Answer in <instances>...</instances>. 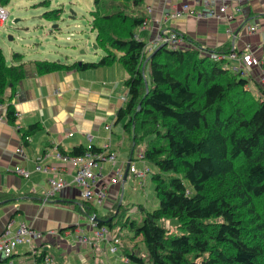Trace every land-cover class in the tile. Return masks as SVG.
<instances>
[{
    "label": "trees",
    "instance_id": "trees-1",
    "mask_svg": "<svg viewBox=\"0 0 264 264\" xmlns=\"http://www.w3.org/2000/svg\"><path fill=\"white\" fill-rule=\"evenodd\" d=\"M11 1L0 0V7ZM145 1L93 0L90 27L103 53L99 61H35L33 70L84 71L117 61L126 71L127 99L115 123H123L133 151L141 148V160L157 168L151 182L158 207L146 211L140 206V223L127 218L124 224L129 223L134 238H141L149 264H264V94L254 97L242 70L206 54L230 52L227 45L214 50L162 45L145 56L146 44L136 38V30L147 21ZM61 14L60 8L44 16L58 20ZM261 67L264 73V43ZM26 75L24 64L9 65L0 49V105H6L10 122L17 115L12 105L15 88ZM38 129L30 126L22 138ZM86 151L100 149L78 147L70 155ZM73 203L108 231L122 210L118 205L106 222L108 216L99 217L90 201ZM171 219L177 220L179 235L160 225ZM124 253L129 262L145 264L132 250ZM43 258L42 252L37 260Z\"/></svg>",
    "mask_w": 264,
    "mask_h": 264
},
{
    "label": "crops",
    "instance_id": "crops-1",
    "mask_svg": "<svg viewBox=\"0 0 264 264\" xmlns=\"http://www.w3.org/2000/svg\"><path fill=\"white\" fill-rule=\"evenodd\" d=\"M184 3L193 6L195 13L203 10L199 3L194 5L190 0L145 1L146 25L136 32L137 38L148 44L145 56L158 48L156 37L161 29L174 30L193 41L184 40L179 44L181 49L214 50L227 45L230 51L253 53L261 60L264 0H226V15H231L229 24L215 19L199 20L189 13L170 17L172 10ZM253 25L258 26V30L250 33L249 28ZM78 61L84 62L83 59ZM234 65V62H228L231 69ZM241 70L244 78L264 88L261 66ZM145 73L148 77L147 69ZM127 78L126 71L117 61L107 67L84 71L72 69L36 74L33 70L15 88L12 105L17 113L16 121L6 120V105L0 107V239L13 237L21 223L42 235L38 240L18 245L9 259L0 257V264H46V258H50V264H133L124 255L130 248H121L120 238L111 231L104 241H93L89 245L76 241L78 232L89 238L93 232L90 218L79 212L73 203L82 199L79 188L68 186L46 198L50 177L55 175L70 182L76 170L61 162L58 153L70 155L74 148L90 143L96 149L108 144L116 158L114 164L101 162L93 169V179L89 181L94 193L98 190L104 193L101 203L91 200V204L105 207L108 218L112 209L117 212L116 208L121 204L126 181L137 178L140 185H144L141 179L146 178L149 169L144 178L129 173L135 150L123 123H115L116 112L124 105L126 100L122 101L123 98L127 99L124 88ZM33 125L39 129L24 140L23 133ZM107 126L110 131L105 129ZM69 133L71 137H68ZM86 134L92 136L91 142L86 140ZM141 151L139 149L136 155ZM145 164L143 161L141 171ZM16 167L28 172V176L16 174ZM38 167L48 171L37 170ZM111 178H116L117 182L110 183ZM137 207L139 210L140 206ZM7 230L9 234H5ZM112 238L119 239L121 249L116 254L108 251ZM132 251L138 256L137 249ZM42 252L43 262L37 260Z\"/></svg>",
    "mask_w": 264,
    "mask_h": 264
},
{
    "label": "rangeland",
    "instance_id": "rangeland-1",
    "mask_svg": "<svg viewBox=\"0 0 264 264\" xmlns=\"http://www.w3.org/2000/svg\"><path fill=\"white\" fill-rule=\"evenodd\" d=\"M60 8L62 14L58 20L44 16ZM142 8L148 16L145 5ZM5 9L9 16L5 24L0 27V49L9 65L21 62L26 73H29L33 71L32 64L35 61L71 63L83 59L84 62H97L102 56V52L93 47L95 33L90 27V12L94 9L93 0H12ZM144 43L146 48L148 44ZM16 53L20 55V59L13 58ZM246 89L256 98L263 97L264 88L254 82L249 81ZM139 149L141 148L135 149L132 161L137 172L141 171L143 163L142 160L137 159L136 154ZM144 163L149 169L146 178L141 179L144 185L141 186L137 178L125 182L121 195L122 210L110 230L113 235H118L120 238L121 248H130L126 252L137 249L138 257H141L145 264H149L141 238L139 236L134 238L129 223L124 224L127 218L140 223L142 216L137 206H141L146 211H153L158 207L154 185L151 182V176L157 172V168L148 162ZM95 208L99 217L109 214L102 205H97ZM112 210L116 212L115 209ZM108 220L110 217L106 221ZM160 225L172 234L181 233L176 228L178 222L175 219L161 220Z\"/></svg>",
    "mask_w": 264,
    "mask_h": 264
},
{
    "label": "built area",
    "instance_id": "built-area-1",
    "mask_svg": "<svg viewBox=\"0 0 264 264\" xmlns=\"http://www.w3.org/2000/svg\"><path fill=\"white\" fill-rule=\"evenodd\" d=\"M237 2H240L241 0H234ZM190 3L196 5L200 4L203 7V10L197 11L196 13L193 10V6H191L188 3L182 4L177 9H173L171 16L172 18L179 17L180 15L184 13L189 14H195V17L199 20H208V19H215L218 21H225L227 24H229L231 21V15H226V10L228 5L226 4V0H190ZM221 3V5H219ZM215 7H217V10H215ZM8 12L4 7H0V27H2L6 20L8 19ZM230 21V22H229ZM146 25V23H145ZM145 25L142 26V28L145 27ZM258 30V26H251L249 28L250 33H255ZM137 38V37H136ZM139 39V38H137ZM141 40V39H139ZM185 39H183L182 36L177 34L176 32H173L172 30H158V35L156 37V44H159V46H166L168 49H181V46L179 44L183 43ZM146 49V48H145ZM144 49V55L146 53V50ZM207 56L214 60V61H228V62H234L235 65L233 67V70L235 71H241V69L244 68H250L254 66H261V60L253 56V53H237V51L232 50L227 53H219V52H208L206 53ZM263 79H264V73H263ZM126 99L123 98L122 101H125ZM2 107V105H0ZM1 119V117H0ZM106 130L110 131V127H105ZM72 134L69 133L68 137H71ZM85 138L88 142H91L92 136L90 134H86ZM91 144V143H90ZM90 144L87 145V148H90ZM58 159L63 162L65 165L75 167V173L71 179L70 182H66L61 178H58L57 176H52L49 178V191L46 194V198L49 196H53V194L56 191H60L65 187L68 186H75L81 190V197L84 200L91 201L96 200L98 203H101V201L104 198V193L101 190H98L96 193L93 191V186L90 184V180L93 179L92 171L93 169L98 168V165L101 164V162H107L110 164H114L116 162L115 154L109 150V145H104L100 151L91 153L89 151H86L83 155L80 156H71L66 154L58 153L57 155ZM137 158L140 160L142 159V151L138 154ZM37 170H42L43 172H47V168L40 169L39 167ZM14 172L16 174H19L20 176L27 177L28 172L21 168H14ZM117 173H119L117 171ZM129 173L137 175L141 178H144V176L148 173L147 167H145L141 172H137L134 165H129ZM119 178L121 179V175H119ZM110 183H116V178H111ZM91 228L93 229L92 232V238L87 237L84 233L81 231L78 232L76 236V241L78 243H84V244H91V242L96 241H104L108 235L109 231L106 227H100L97 226V223L93 221V218L90 219ZM51 235L54 234V232H49ZM5 234H9L8 230L5 232ZM41 234L34 231L30 227H28L26 224L21 223L19 224L16 234L13 237L0 239V257H3L4 259H9L12 254H14V251L16 247L22 243H29L31 240L35 241L41 238ZM110 245L108 248V251L110 254H116L119 249V239L118 238H112L110 241ZM46 264H50L51 260L50 258H46L45 260Z\"/></svg>",
    "mask_w": 264,
    "mask_h": 264
},
{
    "label": "water",
    "instance_id": "water-1",
    "mask_svg": "<svg viewBox=\"0 0 264 264\" xmlns=\"http://www.w3.org/2000/svg\"><path fill=\"white\" fill-rule=\"evenodd\" d=\"M14 22H16V20H15ZM93 47H94V49H97V46H96L95 44L93 45ZM145 87L147 88V83H146V82H145ZM127 169H128V165H127V167H126V171H125L126 173H127ZM122 181H123V183L125 182V176H124V178H123ZM108 221H109V220H108ZM106 222H107V221H106Z\"/></svg>",
    "mask_w": 264,
    "mask_h": 264
}]
</instances>
